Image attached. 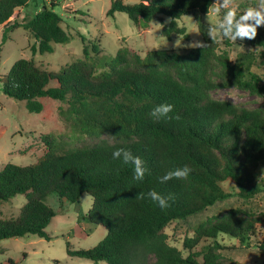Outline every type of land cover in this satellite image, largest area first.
<instances>
[{
    "label": "trees",
    "instance_id": "16d2710c",
    "mask_svg": "<svg viewBox=\"0 0 264 264\" xmlns=\"http://www.w3.org/2000/svg\"><path fill=\"white\" fill-rule=\"evenodd\" d=\"M30 1L0 0V26L6 28L3 41L19 27L9 25L15 12ZM214 1L139 0L128 4L111 0L107 11L110 17L124 12L133 25L144 29L167 17L170 23L164 26L163 36L186 40L187 30L177 21L192 16L203 42L209 45L206 48L150 50L142 56L122 47L99 64V41L86 43L80 35L83 58L59 72L43 69L33 59H19L12 65L1 80L6 95L25 101L27 110L36 114L45 111V99L66 102V120L72 131L92 141L65 149L57 138L44 135L46 151L36 162L9 163L0 169V203L17 195L26 200L17 217H0V241L26 235L50 241L47 227L56 212L48 198L75 204L88 194L92 204L87 220L104 227L107 234L88 249L74 250L67 242L70 257L107 264H235L226 260L222 254L226 248L216 240L223 234L264 258V221L239 217L236 211L195 225L194 236L184 240L187 256L169 243L165 233L172 222L203 213L232 195L249 201L264 192V109L241 108L212 97L220 88L233 87L264 97L257 53L241 52L232 61L228 52L239 44L264 49V27L258 28L254 40L212 44L203 17ZM55 6L44 5L26 25L37 42L34 52L40 55L53 53L56 44L72 39ZM163 103L173 105L170 115L181 119L153 118V108ZM119 148L144 161L148 172L143 180L133 179L131 164L113 159L112 153ZM185 165L192 169L186 180L160 182L167 171ZM152 190L165 197L171 194L170 206L161 209L147 195ZM88 227L78 223L74 231L87 236ZM204 239L213 242L192 252ZM2 264L16 262L9 258Z\"/></svg>",
    "mask_w": 264,
    "mask_h": 264
},
{
    "label": "rangeland",
    "instance_id": "374dc122",
    "mask_svg": "<svg viewBox=\"0 0 264 264\" xmlns=\"http://www.w3.org/2000/svg\"><path fill=\"white\" fill-rule=\"evenodd\" d=\"M124 2L133 4L139 0H124ZM256 2L257 0H237L239 11L243 12L246 7L254 6ZM51 4L56 5L54 11L61 15L62 27L72 39L67 44H56L53 53L40 55L38 51L34 52L33 47H37V42L26 29V25L44 5ZM110 6L111 0H31L26 7L18 9L11 18L9 25L19 24V27L8 33L6 41H3L6 28L0 26V169L9 163L25 166L36 162L46 151L42 138L44 135L57 138L65 149L79 147L84 142L92 141L89 138L78 137L72 131L69 121L66 120L65 110L68 106L66 102L45 99L43 100L46 105L45 111L36 114L27 110L25 101L16 100L3 92L1 80L9 74L17 60L33 59L43 69L59 72L64 66L83 58L84 43L80 35L86 38V43L99 41L102 48V53L98 57L99 64L115 56L122 47H127L142 56L150 50L191 48H175L179 36L172 35L171 38H166L162 34L164 27L160 29L154 24L168 25L169 18L154 20L148 29H144L133 25L124 12H117L114 17L108 16L107 11ZM220 15L222 17L223 12ZM216 19L217 17L209 16V20L213 22ZM192 21L188 16L177 21L180 27L186 28L189 36L188 40L180 36L183 45L195 41L203 42L200 33H189L198 28L193 17ZM203 22L208 26L207 15L203 17ZM239 45H233L228 49L232 61L241 52L248 50L256 52L259 59L257 71L264 79V49L243 45L244 51H241ZM212 97L228 100L241 108L264 109L263 96L252 95L234 87L220 88L212 93ZM261 171L263 172V169ZM229 192H233V189ZM84 198L85 194L78 203L73 204L58 197H49L48 202L56 212V216L47 227L52 239L48 241L36 235H26L2 240L0 249L3 253L0 254V264L5 263L9 258L16 264H107L104 261L95 263L79 257H70L67 254V242L74 250L88 249L94 247L107 234L104 227L91 224L87 220L92 199ZM25 202L22 195H17L8 202H1L0 217H17ZM230 211H236L239 217L258 218L264 221V192L249 201H243L232 195L203 213L189 217L187 220L172 222L165 229L169 243L187 256L189 251L184 247V240L194 236L192 228L202 221L222 218ZM78 223L82 228L89 226L87 236L75 233L74 227ZM216 240L226 248L222 254L228 262L264 264V258L256 253V250L240 246L235 238L220 234ZM212 242V239H204L192 252H200L203 246Z\"/></svg>",
    "mask_w": 264,
    "mask_h": 264
},
{
    "label": "clouds",
    "instance_id": "9594fccd",
    "mask_svg": "<svg viewBox=\"0 0 264 264\" xmlns=\"http://www.w3.org/2000/svg\"><path fill=\"white\" fill-rule=\"evenodd\" d=\"M222 12L223 15L221 17L220 14ZM210 15L217 17V19L214 22L209 20ZM188 18L192 21V17L188 16ZM207 21V36L214 45L223 44L225 40L231 41L233 44H236L238 39L240 41L254 40L258 35V28L264 26V0H257L254 6L246 7L243 12L239 11L237 0H215V3L208 7ZM154 24L160 29L164 27L163 24ZM192 32L199 34L200 31L198 28H195L189 33ZM182 41L183 39L179 36L174 47L206 48L209 46L202 41H195L189 45H183ZM239 46H241V51H244L243 45L241 44ZM171 113H173V105L163 103L154 107L150 115L157 120L178 121L181 119L179 115H170ZM112 155L113 159L120 160L124 165L131 164L133 166L134 180L141 181L144 179L148 169L145 167V163L140 157L134 156L130 150L124 148L117 149ZM191 172L192 169L187 165L177 167L167 171L160 177V182L165 183L173 179L186 180ZM147 195L152 201L156 202L161 209L169 207V201L174 198L171 194L165 197L155 190L149 191ZM89 198L88 194H85L84 199ZM138 198L143 199L144 194L139 193Z\"/></svg>",
    "mask_w": 264,
    "mask_h": 264
}]
</instances>
